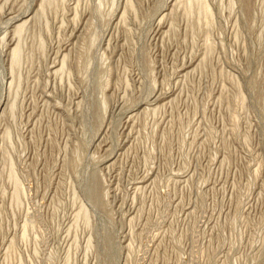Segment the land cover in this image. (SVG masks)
<instances>
[{
	"label": "rangeland",
	"instance_id": "374dc122",
	"mask_svg": "<svg viewBox=\"0 0 264 264\" xmlns=\"http://www.w3.org/2000/svg\"><path fill=\"white\" fill-rule=\"evenodd\" d=\"M179 1L0 2V264H264V0Z\"/></svg>",
	"mask_w": 264,
	"mask_h": 264
},
{
	"label": "bare ground",
	"instance_id": "6f19581e",
	"mask_svg": "<svg viewBox=\"0 0 264 264\" xmlns=\"http://www.w3.org/2000/svg\"><path fill=\"white\" fill-rule=\"evenodd\" d=\"M1 1H5V0H0V2ZM41 0H39V2H40ZM45 1V3H50V2H53L54 0H44ZM44 1H41L42 2V4H43V2ZM47 1V2H46ZM184 2L186 1V2H188L189 4L191 3V2H194V1H196L197 3H199V5L201 4V7L203 8V11H201L202 12V14L204 13L205 15H207L208 14V11H207V8H206V6L204 5V2H203V0H183ZM40 2V3H41ZM176 2H180L179 0H171V4H175ZM196 3V4H197ZM42 4H40L39 5V7H41L42 6ZM177 4V3H176ZM189 4H187V5H189ZM191 5V4H190ZM198 5V6H199ZM171 6H173V5H171ZM200 7V10L202 9ZM40 9V8H39ZM170 9V8H169ZM192 9V8H191ZM194 9V8H193ZM187 10V9H186ZM8 12V11H7ZM166 12V11H165ZM168 13V12H167ZM4 14V13H3ZM15 15V14H14ZM165 13H161V17H160V20H158L159 22H158V25H157V29H156V32H158V31H162L163 29V27H164V25H163V23H161L162 21H163V18H165ZM199 15V14H198ZM208 15H210V14H208ZM7 16V18H8V21H9V23L11 22V28H9V32H10V34H9V32H8V34H9V39H8V41L6 42L7 43V46L9 47V50H10V55H11V60L12 61H14V59L16 58V56H17V52H18V47H19V41H18V34H19V32H20V30L22 29V28H24V26H25V24H27V22L28 21H30V20H32V18L34 17V15L32 14H30V15H28V16H25L24 18H22V19H20L19 21H15V19L16 18H13L11 15H10V13L8 12V14L6 15ZM6 18V17H5ZM166 19V18H165ZM18 20V19H17ZM165 22V21H164ZM64 57V56H63ZM60 65V64H59ZM58 65V66H59ZM185 67L186 66H184V67H182L181 68V70H183V68L185 69ZM54 70V72H55V69H53ZM187 70V69H186ZM56 71H57V69H56ZM59 71V70H58ZM160 97V96H159ZM158 97V98H159ZM161 97H166V95H163V96H161ZM154 98V97H153ZM156 100V99H155ZM168 101V100H167ZM158 106V105H157ZM118 109V108H117ZM120 109V108H119ZM151 109V108H150ZM140 110H142V109H140ZM144 110V109H143ZM146 111V110H145ZM136 113H133V112H129V114L127 115V123L129 124V122L131 121V119L133 118V116L135 115ZM135 119V118H134ZM126 124V123H125ZM129 126V125H128ZM128 130V129H127ZM103 145V144H102ZM105 145V144H104ZM106 149V148H105ZM106 151V150H105ZM109 152V151H108ZM106 154V153H105ZM109 154V153H108ZM109 160H111V159H108L107 161H106V166H109V165H111L112 163H113V161H112V163H107V162H109ZM111 162V161H110ZM112 166V165H111ZM147 179V178H146Z\"/></svg>",
	"mask_w": 264,
	"mask_h": 264
}]
</instances>
